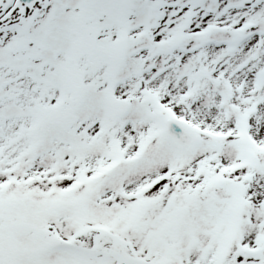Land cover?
I'll return each instance as SVG.
<instances>
[{
    "label": "snow or ice",
    "instance_id": "1",
    "mask_svg": "<svg viewBox=\"0 0 264 264\" xmlns=\"http://www.w3.org/2000/svg\"><path fill=\"white\" fill-rule=\"evenodd\" d=\"M0 264H264V0H0Z\"/></svg>",
    "mask_w": 264,
    "mask_h": 264
}]
</instances>
